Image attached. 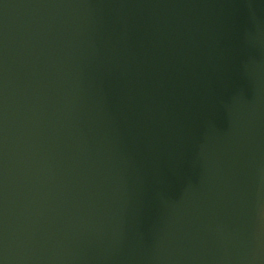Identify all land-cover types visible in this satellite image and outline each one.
Segmentation results:
<instances>
[{
	"label": "water",
	"instance_id": "obj_1",
	"mask_svg": "<svg viewBox=\"0 0 264 264\" xmlns=\"http://www.w3.org/2000/svg\"><path fill=\"white\" fill-rule=\"evenodd\" d=\"M68 2L0 0V264H264V0H76L78 50Z\"/></svg>",
	"mask_w": 264,
	"mask_h": 264
}]
</instances>
